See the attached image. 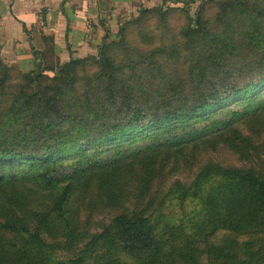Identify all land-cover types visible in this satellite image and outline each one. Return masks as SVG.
Returning a JSON list of instances; mask_svg holds the SVG:
<instances>
[{
    "label": "trees",
    "instance_id": "1",
    "mask_svg": "<svg viewBox=\"0 0 264 264\" xmlns=\"http://www.w3.org/2000/svg\"><path fill=\"white\" fill-rule=\"evenodd\" d=\"M193 2L138 9L152 49L135 62L101 48L92 74L75 72L89 55L49 77L0 58V264H264V162L198 164L220 145L259 157L264 0H220L221 30L201 13L171 28ZM180 169L193 178L168 185Z\"/></svg>",
    "mask_w": 264,
    "mask_h": 264
},
{
    "label": "crops",
    "instance_id": "2",
    "mask_svg": "<svg viewBox=\"0 0 264 264\" xmlns=\"http://www.w3.org/2000/svg\"><path fill=\"white\" fill-rule=\"evenodd\" d=\"M163 1L0 0V58L26 73L41 55L54 65L93 55L130 11Z\"/></svg>",
    "mask_w": 264,
    "mask_h": 264
},
{
    "label": "rangeland",
    "instance_id": "3",
    "mask_svg": "<svg viewBox=\"0 0 264 264\" xmlns=\"http://www.w3.org/2000/svg\"><path fill=\"white\" fill-rule=\"evenodd\" d=\"M219 1L220 0H214L212 2H208L206 0H194L193 3L187 6L179 5L182 6L183 10L178 11L177 13H170L169 25L171 26V28H174V30L178 29L183 25L190 24L191 21H193V19L195 18V16L201 13L202 18L208 20L209 26H211L212 24V29L221 30L222 28L220 24L216 21L217 12L219 10L217 7V3ZM161 3L163 2L151 5V7L159 5ZM137 11L138 8H134V11H130L127 16L125 15L126 19H122L120 25L117 24V32L113 35L105 37L106 41L103 43L102 47L99 48H102L103 55L112 56L116 61L127 64L130 59H132L134 62L135 60H138V57L141 53V49L144 48V50L148 51L152 49L151 46L140 45L138 43L134 31L132 30L133 27L130 22H132L137 16ZM153 15L155 14L147 15V20L154 19V21L156 22L157 17ZM120 27H123V30L119 31ZM119 41H121V44L118 43ZM100 53L101 51L98 50V52L92 55V58H87L85 64L78 65L75 72H77L81 76L87 74L89 75L96 71V68L99 67L97 65L99 64L95 61L101 60L99 56ZM51 65L54 66L52 60L46 61L45 63L42 62L41 67L46 69L44 73L49 77L54 74V68L51 67ZM15 74L16 73H14L12 76L14 77ZM11 82L18 83L20 82V80L13 79ZM252 122L254 121L248 120L247 123L241 125V130L245 135L249 133L251 124L254 125L256 128L261 127L260 125L253 124ZM257 134L259 135V137L257 138L258 141L256 142V145L258 148L259 157L255 158L254 162L240 160L238 156L233 153L230 149L220 145L215 150L201 152L198 156V164H203L211 160L212 162L220 164L222 166H230L237 168H247L249 166L260 167V164L264 162V130L261 129V131ZM196 169L197 167H195L193 171H196ZM193 171L188 169H180L170 177L167 184L169 185L175 180H178L182 183L189 182L194 176ZM109 218L110 216L106 212H96L92 217L90 230L95 231L100 229L101 225L107 223Z\"/></svg>",
    "mask_w": 264,
    "mask_h": 264
},
{
    "label": "water",
    "instance_id": "4",
    "mask_svg": "<svg viewBox=\"0 0 264 264\" xmlns=\"http://www.w3.org/2000/svg\"><path fill=\"white\" fill-rule=\"evenodd\" d=\"M33 54L35 55V57H38V55H39V51H38V50H35V51L33 52ZM37 67H38V69H41V67H42V62H41V61L38 62ZM59 69H60V68H58V69L56 70V72H58Z\"/></svg>",
    "mask_w": 264,
    "mask_h": 264
}]
</instances>
